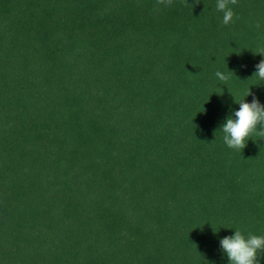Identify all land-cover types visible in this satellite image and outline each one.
<instances>
[{"label": "trees", "instance_id": "obj_1", "mask_svg": "<svg viewBox=\"0 0 264 264\" xmlns=\"http://www.w3.org/2000/svg\"><path fill=\"white\" fill-rule=\"evenodd\" d=\"M216 3L0 0V264H230L220 240L264 236V137L219 131L264 105V0Z\"/></svg>", "mask_w": 264, "mask_h": 264}, {"label": "clouds", "instance_id": "obj_2", "mask_svg": "<svg viewBox=\"0 0 264 264\" xmlns=\"http://www.w3.org/2000/svg\"><path fill=\"white\" fill-rule=\"evenodd\" d=\"M237 3L238 0H217L216 9L223 13L225 25L233 22L235 14L231 5ZM172 4L173 0H157V8L161 5L170 7ZM255 27L259 28L260 24L257 22ZM255 67L257 71L253 73L251 79L258 78L264 81V60H261ZM230 74L234 72L224 73L219 70L215 72V76L221 82H227ZM238 105L239 109L226 118L219 130L223 133L225 145L236 151L244 150L252 136L264 137V105L255 97L251 103L241 101ZM220 244L230 264H259L258 252L264 251V236L249 234L246 238L241 231L237 230L234 236L220 240Z\"/></svg>", "mask_w": 264, "mask_h": 264}]
</instances>
